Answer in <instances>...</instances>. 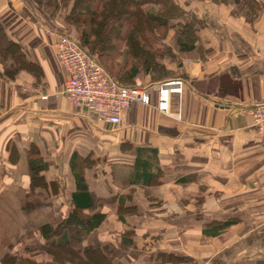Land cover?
<instances>
[{
  "label": "crops",
  "instance_id": "0c3cea01",
  "mask_svg": "<svg viewBox=\"0 0 264 264\" xmlns=\"http://www.w3.org/2000/svg\"><path fill=\"white\" fill-rule=\"evenodd\" d=\"M261 1L263 8L253 23L231 13L229 5L210 0L185 2L205 25L198 32L195 48L179 52L181 62L173 67L184 80L183 93L172 94L169 114L158 110L157 94L152 105L133 104L124 113L119 132L103 137L100 125L61 94L69 78L56 46L63 19L51 17L34 0H0L6 33L37 66L35 72L21 70L15 79L0 76L1 229L6 231L1 221L4 212L9 213L2 210L5 193L15 196L12 204L17 206L14 191H30V158H42L49 166L40 174L50 183H62L56 191L49 186V205L38 210L65 216L73 207L71 196L76 191L71 155L77 151L87 156L90 150L96 151L94 147L103 150L101 146L109 143L113 149L99 158L109 160L106 168L102 170L99 163L86 173L89 188L103 196H116L117 204L125 202L128 211L133 208L137 213H124L121 221L113 209L96 228L99 235L94 237L93 230L86 245L109 243L116 252L115 264H161L155 258L158 252L186 259L166 264H241L242 259L244 264H255V256H264V133L254 125L252 114L264 101ZM45 95L50 97L44 100ZM126 142L158 149L164 181L147 190L163 200L166 207L161 212L150 208L146 189L126 186L135 160L134 150L126 153L120 148ZM190 174L195 176L190 184L175 183L177 177ZM22 212L16 209L9 217L19 222V228L7 243L33 245L40 235L35 222L20 221ZM175 217L181 220L174 221ZM157 220L163 224L158 226ZM231 221L234 224L220 235L208 234ZM177 223L183 232V242L177 247L168 241L163 246L148 244L149 238L172 233ZM123 229L136 230L133 246L122 244Z\"/></svg>",
  "mask_w": 264,
  "mask_h": 264
},
{
  "label": "trees",
  "instance_id": "16d2710c",
  "mask_svg": "<svg viewBox=\"0 0 264 264\" xmlns=\"http://www.w3.org/2000/svg\"><path fill=\"white\" fill-rule=\"evenodd\" d=\"M40 2H44L47 12L52 17H58V15L61 17L60 12L64 10V18L61 17L63 23H67L68 26L73 25L79 31V37L70 35L87 48L92 56L97 57L106 70L124 85H137L141 75H145V78L148 76L149 80L158 82L179 77L177 71L166 66L165 60L167 57H171L174 64L178 66L181 57L173 54L169 46H165L166 52L154 50L151 39L158 41L161 36L160 31L167 32L173 29L181 53L195 48L198 32L205 25L203 18H199L188 7L173 0H40ZM110 2L115 3L112 5ZM214 2L227 4L229 1L214 0ZM230 5L233 6L231 13L244 16L250 23L256 21L260 14L259 11L263 8L261 0H233ZM158 9L162 10L158 12ZM187 16H189V20L186 21ZM64 24L63 26H65ZM117 25L123 31L117 30ZM60 29L63 30V28ZM149 34L151 39L147 37ZM0 67V76H6L9 79H15L16 74L21 70L33 72L37 70V66L26 57L24 47L8 36L1 19ZM122 144H130V147H133L135 151L133 171L125 183L126 186L141 187L147 190L151 185L162 184L164 172L160 167L158 149L149 146L136 147L128 142ZM34 153H38V150L36 149ZM69 160L76 189L71 196L73 207L60 221L33 223L36 232L40 235V239L33 245L42 248L46 254H50L53 260L59 263L64 260L63 262L72 264H115L116 252L112 245L109 243L102 246L85 244L87 236L98 228L107 217L102 212L104 205L116 203V196L110 194L103 196L89 188L86 173L99 164L102 159H93L92 155L84 156L75 151ZM48 166V163H45L42 158H30L28 165L29 176H31L30 191H14V195L17 196V206L12 204L15 196H11L10 193H5L3 196L4 208L11 215L16 209L34 212L40 208L48 207L51 189L56 191L59 188L58 182L51 181L50 183L45 176L40 174L42 170H47ZM194 177L191 174L180 176L175 179V183L190 184ZM50 185L52 188L49 187ZM146 194L147 199L154 202L149 190ZM117 212L121 221H124L122 214L137 213L133 208L128 211L125 202L118 204ZM234 222L221 224L209 231L208 234L218 236ZM122 244L130 247L134 245V242L131 236L124 235ZM25 246L29 245L25 244ZM19 248H21L19 241H10L2 247L0 249V264H17L15 252ZM60 258L62 260H58ZM155 258L161 264L186 261L185 257L169 252H158L155 254ZM255 264H264V260H258Z\"/></svg>",
  "mask_w": 264,
  "mask_h": 264
},
{
  "label": "built area",
  "instance_id": "2783aa9c",
  "mask_svg": "<svg viewBox=\"0 0 264 264\" xmlns=\"http://www.w3.org/2000/svg\"><path fill=\"white\" fill-rule=\"evenodd\" d=\"M56 46L58 57L69 74L61 94L87 116L96 117L110 126L121 125L124 113L133 104L152 105L154 94H157L158 110L169 114L172 94L184 91V80L180 77L144 86L121 84L87 48L69 34L59 32ZM49 97L45 95L42 99ZM252 112L254 125L264 133V101L257 104Z\"/></svg>",
  "mask_w": 264,
  "mask_h": 264
},
{
  "label": "rangeland",
  "instance_id": "374dc122",
  "mask_svg": "<svg viewBox=\"0 0 264 264\" xmlns=\"http://www.w3.org/2000/svg\"><path fill=\"white\" fill-rule=\"evenodd\" d=\"M34 1L36 3L38 2V4L40 3L41 6L43 5L45 7L44 2L41 3L40 0H34ZM173 1L176 2V3H178V4H181L184 7L185 6L188 7L187 5H189L192 2L193 3H199L200 2V0H173ZM188 1H189V3L187 5L186 4L184 5V3L185 2H188ZM210 1H211L212 4L215 3L214 0H210ZM227 2H228L227 4L220 3L218 5H220V6H222V5H224V6H228V5L229 6H232L230 4L233 3V0H227ZM112 3L113 2H110V4H112ZM45 9H46V7H45ZM89 9H90V7H89ZM189 9L195 13V11H194L193 8H189ZM161 10L162 9H158V12H160ZM60 13L62 15L61 17L64 18L63 17L64 14H65L64 10H62ZM55 17H57V16H55ZM187 20H189V16H187L186 21ZM182 21H183V19H182ZM64 25L65 26H63V30H60L61 33H66V34H69V35L70 34L71 35L73 34L74 36L79 37V31H77V29L75 28V26H73V25L68 26L67 23H65ZM117 30H120V32L123 31V30H121L120 26L117 27ZM159 34L161 36H160V39L158 41H154V39H151V35L150 34L147 36L148 38L151 39V43H152L153 49L154 50H157V51L158 50H162L163 52H166L167 49H165L166 48L165 46H169L171 48V52L173 54L180 56V53H179L180 50H179V47H178V45L176 43L175 31L173 29H171V30H169L167 32L160 31ZM163 35H165V36H163ZM93 57L95 59H98L95 56H93ZM165 61H166V64H167V65L166 64L165 65L167 67H169L170 69L174 70L173 69V67L175 66L174 60H172L171 57H169V58L167 57ZM1 67H3V66L1 65ZM173 75H174V73H173ZM139 78L140 79L137 81V85L138 86H142V85L144 86V84H148V83H151V82L152 83L158 82V81H154V80L153 81L152 80H150V81L148 80L147 81V79H149V78H148V76H146V78H145V75H141ZM87 117H90L98 125H100L99 127L101 128V131L102 132L104 131L103 132V137H105L107 135H111V134H117L119 132V129L121 128V127H119L120 125H117L116 127L110 126V125L106 124L105 122H101L96 117H93V116H90V115H88ZM92 134L94 135V133H92ZM101 147L104 148V149L102 150V149H99L98 147H94L96 149V151L90 150L89 155H92V158L93 159H96V158L102 157V155H103L104 152L111 151L113 149L112 145H110L109 143L103 144V146H101ZM120 148L123 149L126 153H129V152L132 153V151H133V147H130V144H126V145L121 144L120 145ZM61 158H64V155H62L59 159H61ZM100 163H101V168L103 170V168H106V166L108 165L109 160L108 159H105L103 161V159H102V161ZM49 170H52V169H49ZM62 170H63V168H62ZM43 171L44 170H42L41 172H43ZM52 172H53V170H52ZM56 174L59 175V176H61L60 173H59V171ZM6 179L8 181H10V178L9 177H7ZM62 179H63V177H62ZM63 181H64V184L66 185V179H64ZM58 184H59V188L60 187L62 188L61 180H60V182H58ZM145 195L147 197V194H145ZM153 201H155V202H152V204H150V208L151 209H154L153 211L156 212V213L161 212L162 210H164V207H166V205L164 204L163 200L161 202L157 198L153 197ZM167 205L171 207L170 204H167ZM104 206L105 207H103L104 209L102 208V210H103L102 212L105 213L107 217H109V212L110 211H112L113 209L117 211L118 204L117 203H115V204L114 203L113 204L106 203ZM2 210L4 211L5 208L2 209ZM10 215H11L10 213H8L7 211H5L4 214H3V216H2L3 221H1V223H2L3 226H7V229L5 231V229H1V227H0V236L2 238V240L0 241V247L3 246V245H5L8 242V240H9V238L11 236L17 235V230L19 228V222H18V224L16 222H11L10 219H9ZM63 215H64L63 212L61 214H59V215H56L53 212V210H50V211L36 210V211H34L32 213H27L26 210H23L22 217L20 216L19 218L21 219L20 221H24V220H27L28 221V220H30L32 222H36L37 224H43V223H47L48 221H50V222H52V221H60V220L63 219ZM107 217H106V219H107ZM110 217H113V215L110 216ZM13 219H14V216H13ZM14 220H16V218ZM119 220H120V217H119ZM177 220L180 221L181 220L180 217H177V218L175 217V220L174 221H177ZM243 220H244V218H243ZM155 224H158V226L159 225H162L163 224V221L157 220V221H155ZM174 227H175L174 231H171L172 233H170L168 235L167 234H165V235L159 234L157 236L152 237V240L149 238V240H147L148 241V244L149 243H153V244H155L157 246L158 245L163 246V245H168L166 243L168 241V243H171V244H173L174 246L177 247L179 244H181L183 242L182 241L183 232L181 231L182 228H180V223L175 224ZM121 234H122V236H124V235H129V237L131 236V239L133 240V242H135L134 237L136 236V230L133 231V230H130V229H123V232ZM89 235L87 237H89ZM94 235H95L94 237H97L99 235L97 229L95 230ZM166 236L168 237L167 240H166ZM34 246L35 245L25 246L23 244L19 246L21 248H19L17 250V252H15L16 253L15 260H16L17 264H72L70 262H63L64 260H62L61 258L58 259V260H62V263H59L57 261H54L53 258H52V256L50 254H46L43 251L42 248H38V247H34ZM63 256H61V257L62 258L67 257V256H64V257ZM262 257H264V256H255L254 258H256V259H254V260L255 261H258L257 258H262ZM244 258H246V257H244ZM240 263L241 264H244V263H246V261L244 259H242Z\"/></svg>",
  "mask_w": 264,
  "mask_h": 264
}]
</instances>
